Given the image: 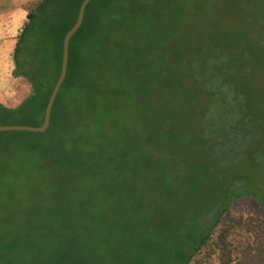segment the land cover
Here are the masks:
<instances>
[{
	"label": "trees",
	"instance_id": "trees-1",
	"mask_svg": "<svg viewBox=\"0 0 264 264\" xmlns=\"http://www.w3.org/2000/svg\"><path fill=\"white\" fill-rule=\"evenodd\" d=\"M82 1L29 8L12 52V76L29 93L14 107L0 103V125H41ZM232 2L250 26L238 43L210 27ZM68 52L47 131L0 133V264L112 263L116 250L92 246L97 230L78 202L99 193L87 185L107 170L135 185L120 193L137 221L130 230L148 227V200L155 231L177 237L167 247L173 264H191L240 198L264 210V0H92ZM201 194L208 204L200 212ZM185 198L189 217L179 214ZM39 199L51 205L42 214ZM227 233L216 241L221 264H229Z\"/></svg>",
	"mask_w": 264,
	"mask_h": 264
},
{
	"label": "rangeland",
	"instance_id": "rangeland-1",
	"mask_svg": "<svg viewBox=\"0 0 264 264\" xmlns=\"http://www.w3.org/2000/svg\"><path fill=\"white\" fill-rule=\"evenodd\" d=\"M37 1L39 0H28V7H33ZM231 4L232 6L227 5L225 10L219 11L216 20L211 21L210 24L212 26L210 27L212 34L215 33V37L219 40L223 41L225 39L228 42L238 43L240 41V29L246 31L250 26L245 18L244 11L239 9L238 5L233 4V2ZM193 35L199 38V31L194 32ZM6 78H8V81L5 82V87L1 88L0 86V97H3L8 105H17L28 95L29 86L24 80L20 82L21 86H19L18 84H14L9 75ZM25 84L28 87L27 91L24 90ZM13 88H20V93L12 92ZM36 141L34 138H27L25 143L33 145ZM33 151L37 153L34 149ZM37 180L38 177H34L31 181L36 182ZM40 182L42 184L39 183L32 187L34 189L32 190L33 192L36 193L43 190V179ZM47 182L52 183L55 181L54 179H50ZM7 184H5V188H12L11 182ZM134 186L133 183L123 182L115 171L109 170L105 171V178L93 181L90 185H87V188L90 189L89 192H95L94 194L99 192L96 196L90 198V200H78L79 203L88 207L83 212L89 213L92 216L88 221L89 229L97 230V234L93 235L92 246L115 249V258L118 259H111L112 263L110 264H173V260L167 254V247H172L173 239H177V237L171 233V230L155 231L159 226V221L158 218L152 216L154 207L149 205L148 200L143 201L144 210L141 212V215H146L148 219V227L139 226L135 227V230H130L131 221H134L135 218L132 213L122 208L121 205L127 200L123 199L124 195L120 193L122 190L125 192V188L128 191L127 187ZM20 187L21 185L19 184ZM39 200L34 208L36 209L35 212L39 211L42 214L44 209L49 208L51 205L43 202V199ZM78 202L76 201L75 203ZM190 202L193 203V200L184 199L183 203H181L182 206L178 207L180 215L189 217L190 214L194 213L189 211ZM194 203L197 210L201 212L207 206L208 201L201 194L197 199H194ZM26 205V203L22 204V208L24 209ZM34 214L29 213L27 216L36 218V216H33ZM116 221L120 222V229L110 230L107 228L109 224ZM3 227L5 226L3 225ZM224 228L228 230L226 245L230 251L224 256L229 257L225 259L229 264H264V210L249 197H242L230 205L222 217L220 229H217L212 234V239L193 258L191 264H221V255L223 254L217 248L216 241L218 240V234ZM120 232L126 238L123 242L119 241L123 237ZM143 237L149 239L151 243L148 245L141 244ZM123 249L128 250L130 254L132 252L135 257L131 258L127 256L121 260L122 253L125 252V250L122 252ZM129 259L133 260L130 261Z\"/></svg>",
	"mask_w": 264,
	"mask_h": 264
},
{
	"label": "crops",
	"instance_id": "crops-1",
	"mask_svg": "<svg viewBox=\"0 0 264 264\" xmlns=\"http://www.w3.org/2000/svg\"><path fill=\"white\" fill-rule=\"evenodd\" d=\"M28 0H0V86L5 87L8 81L6 76L21 86V78L12 76L13 62L12 52L16 42V37L26 21V15L29 11ZM31 2V1H30ZM34 6V5H33ZM23 21V22H22ZM19 82V83H18ZM24 90H28L24 85ZM21 89L13 88L12 92L19 94ZM16 94V93H15ZM0 103L5 106L14 107L16 105H8L7 101L0 97ZM18 105V104H17Z\"/></svg>",
	"mask_w": 264,
	"mask_h": 264
},
{
	"label": "water",
	"instance_id": "water-1",
	"mask_svg": "<svg viewBox=\"0 0 264 264\" xmlns=\"http://www.w3.org/2000/svg\"><path fill=\"white\" fill-rule=\"evenodd\" d=\"M92 0H83L79 6L78 13H77V18L74 23V25L66 32V34L63 37L62 41V55H61V66H60V72L59 76L53 86V89L51 91V94L48 98L45 110H44V115H43V120L40 126L34 127V126H28V125H0V133L2 132H11V131H26V132H32V133H45L49 127L50 123V116H51V111H52V106L54 103V100L59 92V89L64 82L67 74V67H68V56H69V41L72 38V36L77 32V30L80 28L85 9L87 5L91 2Z\"/></svg>",
	"mask_w": 264,
	"mask_h": 264
}]
</instances>
